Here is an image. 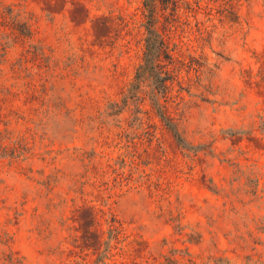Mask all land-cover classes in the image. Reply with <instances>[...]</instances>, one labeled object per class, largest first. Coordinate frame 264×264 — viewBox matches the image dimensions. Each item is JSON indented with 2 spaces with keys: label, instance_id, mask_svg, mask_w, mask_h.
Masks as SVG:
<instances>
[{
  "label": "rangeland",
  "instance_id": "1",
  "mask_svg": "<svg viewBox=\"0 0 264 264\" xmlns=\"http://www.w3.org/2000/svg\"><path fill=\"white\" fill-rule=\"evenodd\" d=\"M165 4L0 0V264H264V0Z\"/></svg>",
  "mask_w": 264,
  "mask_h": 264
},
{
  "label": "trees",
  "instance_id": "2",
  "mask_svg": "<svg viewBox=\"0 0 264 264\" xmlns=\"http://www.w3.org/2000/svg\"><path fill=\"white\" fill-rule=\"evenodd\" d=\"M153 1V0H150ZM174 6V10H176L178 5V0H166L165 6L168 8L169 5ZM148 10L150 13H153L152 7L153 4L147 3ZM154 17L152 14H150L149 21L147 24V31H148V37L146 39V57H145V63L139 68L138 71V80L141 74L148 73L152 74V77L157 82V90L158 94L163 95L164 97L166 90L168 89V81L170 80V77L163 76L162 74H165L163 71V67L161 65L163 59L165 60H173L172 56L170 55V45L167 42L166 34H167V27H164V31L162 34H160L157 30L154 28ZM169 74V73H167ZM162 114V113H161ZM162 118L165 120V116L161 115ZM167 125L171 128V124L169 121Z\"/></svg>",
  "mask_w": 264,
  "mask_h": 264
}]
</instances>
